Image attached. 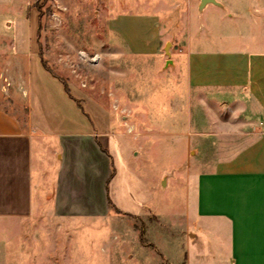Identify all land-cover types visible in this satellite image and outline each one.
<instances>
[{
	"label": "rangeland",
	"instance_id": "obj_1",
	"mask_svg": "<svg viewBox=\"0 0 264 264\" xmlns=\"http://www.w3.org/2000/svg\"><path fill=\"white\" fill-rule=\"evenodd\" d=\"M31 5L39 13L44 68L64 82L87 114L101 109V119L113 124L111 134L101 136L114 159L112 196L121 211L137 217L107 210L63 220L47 214L30 221L0 218V264H180L187 241L188 179L211 171L224 154L237 150L225 144L239 142L246 132L230 131L242 120L223 109L224 100L213 109L205 103L206 93L188 87L178 58L193 41L214 39L211 47L195 46L217 50L219 38L237 35L233 9L202 11L200 0H38ZM147 14L157 18L159 49L134 55L110 33L109 22ZM168 59L172 65L165 67ZM5 69L2 64L0 104L24 121V106L15 101ZM20 69L30 85L34 70L25 60Z\"/></svg>",
	"mask_w": 264,
	"mask_h": 264
},
{
	"label": "crops",
	"instance_id": "obj_2",
	"mask_svg": "<svg viewBox=\"0 0 264 264\" xmlns=\"http://www.w3.org/2000/svg\"><path fill=\"white\" fill-rule=\"evenodd\" d=\"M33 1L38 0H0V66L25 111L20 121L0 104V218L103 215L107 197L124 213L112 196L116 170L109 142L101 141L113 124L101 119V109L87 114L44 68ZM214 1L218 5L206 4L202 11L233 9L237 35L219 38L217 50L195 46L211 47L214 39L193 41L178 59L188 87L206 93L205 103L213 109L224 100L223 109L242 120L230 131L246 133L225 144L239 148L224 154L211 171L188 179L180 264H264V0ZM109 31L134 55L158 52L155 15L117 16ZM23 60L34 70L30 85L20 76Z\"/></svg>",
	"mask_w": 264,
	"mask_h": 264
},
{
	"label": "trees",
	"instance_id": "obj_3",
	"mask_svg": "<svg viewBox=\"0 0 264 264\" xmlns=\"http://www.w3.org/2000/svg\"><path fill=\"white\" fill-rule=\"evenodd\" d=\"M62 83L64 85L65 92L70 97L69 90H68L67 86L64 84L63 81H62ZM78 107L80 108L79 104H78ZM113 176H114V168H113V166L111 164V168H110V172H109V180L112 179ZM106 192H107V188H106ZM107 208H108V210L114 211L115 213H120L118 210L115 209V207L113 206V204L111 203V201H110V199L108 197H107Z\"/></svg>",
	"mask_w": 264,
	"mask_h": 264
},
{
	"label": "water",
	"instance_id": "obj_4",
	"mask_svg": "<svg viewBox=\"0 0 264 264\" xmlns=\"http://www.w3.org/2000/svg\"><path fill=\"white\" fill-rule=\"evenodd\" d=\"M206 4L218 5L214 0H200L199 8H203ZM168 48H169V44H166L163 50H164L165 56L169 58L170 54H169ZM168 65H172V61L169 59L165 62V67H167Z\"/></svg>",
	"mask_w": 264,
	"mask_h": 264
}]
</instances>
